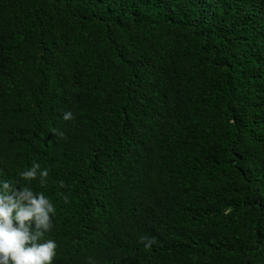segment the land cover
Returning <instances> with one entry per match:
<instances>
[{
	"label": "trees",
	"instance_id": "1",
	"mask_svg": "<svg viewBox=\"0 0 264 264\" xmlns=\"http://www.w3.org/2000/svg\"><path fill=\"white\" fill-rule=\"evenodd\" d=\"M33 162L53 264H264V0H0V176Z\"/></svg>",
	"mask_w": 264,
	"mask_h": 264
},
{
	"label": "clouds",
	"instance_id": "2",
	"mask_svg": "<svg viewBox=\"0 0 264 264\" xmlns=\"http://www.w3.org/2000/svg\"><path fill=\"white\" fill-rule=\"evenodd\" d=\"M72 118L71 112L63 113L64 120ZM18 176L15 180L0 176V264H53L58 244L46 237L54 227L56 207L49 196L31 186L38 180L45 187L49 170L33 162ZM150 245L151 241L145 242V247Z\"/></svg>",
	"mask_w": 264,
	"mask_h": 264
}]
</instances>
